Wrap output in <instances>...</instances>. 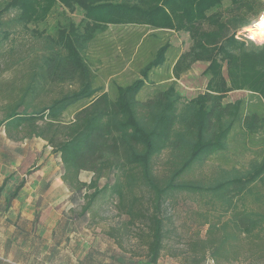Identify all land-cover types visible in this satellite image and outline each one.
Instances as JSON below:
<instances>
[{"label": "trees", "instance_id": "obj_1", "mask_svg": "<svg viewBox=\"0 0 264 264\" xmlns=\"http://www.w3.org/2000/svg\"><path fill=\"white\" fill-rule=\"evenodd\" d=\"M258 1L0 2V16L15 11L14 20L22 28L34 25L31 32L58 7L70 13L78 8L83 11L76 24L68 18L66 23L58 21L54 37L45 38L39 31L47 39L43 52L25 57L11 78L0 81V130L14 141L43 140L59 159L62 181L74 196L82 195L83 202L79 212H63L46 234L40 212L32 220L7 212L25 184L24 179L7 176L0 186V254L5 259L12 257L11 261L0 257V264L62 260L64 248L82 223L95 218L98 206L110 201L126 217L123 230L142 223L137 239L144 254L138 259L124 258L118 238L111 233L119 246L114 250L100 246L85 250L76 239L71 253L77 264H158L173 238L164 206L183 193L199 196L211 210L218 208L228 218L222 223L205 218L204 234L187 241L183 253L171 256L183 264L206 260L264 264V148L245 170L211 185L183 178L225 151L235 133L250 141L258 137L264 146V45L251 50L228 35L229 28L249 23L246 12L259 15L263 9L254 10ZM6 25L0 21V45L11 33ZM112 29L115 37L106 35L96 43L98 54L91 59L85 46ZM244 29L253 36L255 30ZM179 30L188 32L192 42L186 55L209 63L204 71L210 75L207 90L186 103L180 101L172 81L159 86L171 78L160 74L162 69L172 66L174 75L179 63L163 36L166 31ZM102 58L108 66L97 73L95 65H101ZM133 60L141 64L139 77L122 84L113 78L117 72L112 68L120 74L125 61ZM224 63L227 79L221 73ZM239 89L250 92L248 99L222 103L226 92ZM69 114L71 119L65 120ZM163 154L167 169L159 173L155 159ZM82 172L91 175L90 181L79 179ZM109 175L100 186L99 179Z\"/></svg>", "mask_w": 264, "mask_h": 264}, {"label": "rangeland", "instance_id": "obj_2", "mask_svg": "<svg viewBox=\"0 0 264 264\" xmlns=\"http://www.w3.org/2000/svg\"><path fill=\"white\" fill-rule=\"evenodd\" d=\"M5 1L6 0H0L1 3ZM255 9L257 12L261 9L263 10L259 15H251L250 12H246L249 18V23L246 26L238 27V29L231 27L229 28L230 30L228 33V35H231L235 40L242 41L247 48L251 50H259L264 45V33L253 31L254 34L252 36L245 32L244 28H250V25L257 21L258 17L264 13V0H259L254 6V10ZM82 14L83 11L79 8L76 12L70 13L63 6L58 7L54 9V12L50 14L46 22L38 24L36 26L37 30L31 32L34 25H28V28L25 29L22 28V25L14 20L16 16L15 11L11 10L3 12L0 16V21L7 24L6 26L11 33H9L7 39H3L0 45V81L11 78L14 75L15 70L22 66L21 60L25 57L28 59L33 57L34 54H40L43 52L47 39H43V37H41L42 35H38L39 31L42 30L43 34H45V38H47L46 35L54 37V26L58 21L62 20L66 23L68 19H70L76 24L80 21ZM205 28H207V26H205ZM208 28H211V26ZM106 35H111L114 38L116 31H114V29L108 32L106 31L105 35L98 37L97 40H91V42L85 46V51L91 59H94L98 54L97 52L99 48L96 46V43L103 38H107L108 36ZM163 39L164 40L162 41L165 42L166 39L170 42V45L173 46V53L176 57L175 60L177 62L179 61V63L174 75L171 74L172 66L168 69H162L160 74H163L164 76L169 74L171 78L159 86L165 87L170 81H172L171 83H173L174 89L180 95V101L186 103L207 90L210 75L204 74V71L209 63L203 62V60H192L191 56L186 55L192 47L188 32L183 30L166 31ZM110 47L112 49L115 48L114 46ZM121 48L122 47H119L120 51ZM103 60L104 58H102L103 63L101 65H95V67L98 68L96 71L97 73L107 69L108 64L106 65ZM123 66H126V68L121 71L120 74H118L116 69L112 68V70L117 72L113 78H116L121 84L131 82L136 79V77H139V69L141 68L140 63L133 60L132 63L126 62ZM221 69V73L227 79L225 63ZM149 76L150 79H154L152 73ZM100 77L101 79H106L105 77H102V75H100ZM148 85H150V87L155 86L154 83H148ZM139 95L141 96V94ZM249 95L250 92L246 89L232 90L225 93L222 98V103L225 104V102H235L240 101L241 99H248ZM71 117L72 114H69L65 120L71 119ZM226 147L225 151L213 156L202 166L197 167V169L184 175L183 178L191 180L196 184L211 185L213 182L224 179L235 171L245 170L248 167L250 160L260 157L259 151L264 148L260 138L256 137L253 141H250L247 136L236 133L233 136H230ZM14 148H24L21 154H18L17 161H21L22 167H28L27 172L32 177L36 175L35 173L37 171H39L40 174H44V171L39 169L42 163L45 164V170L49 171L50 169L52 171H57L58 168L61 167L58 166L57 155L51 152V148L46 147L45 142L40 139L35 138V140L24 141L11 140V149L14 150ZM166 159V154L155 159L156 170L159 173H163L167 169V164L165 162ZM13 160H16L15 156ZM110 177L111 175H109V177H101L99 179V185L103 186ZM90 178L91 175L88 172H82L79 177L80 180L86 182L90 181ZM71 194L72 191L70 190L68 197L58 198L52 202L50 208L44 209L40 212L41 222L42 225L45 226L46 234L50 232L55 220L63 212L66 210L68 212L74 210L73 213L80 211L79 209L83 202V196L80 194V196H74V193ZM72 196H74V198H72ZM207 199L208 198H206V200ZM24 200L27 201L29 199L26 198ZM115 205V201H110V203L98 206V215H96L95 218H91L82 223V227L79 229L78 234L71 237V243L64 248V257L62 260L53 257V259L38 260V262L30 261L27 264H77L78 260L76 259V255L71 253V248L76 239L81 240V245H83L85 250H87L89 246H100L101 248L114 250L119 246L115 244V239L110 237L111 233L118 238L124 258H141L144 254V248L138 242L137 233L140 228H142V223L130 225L126 231L123 230L126 217L119 214ZM252 207L257 210L258 205L253 204ZM164 208L165 215L168 218L166 222L169 230H171V237L173 238L169 241V251H163L158 264H183L180 258L171 256V253H178L179 251L184 252L187 241L204 234L208 227L205 218H207L210 223L217 222L218 219L220 221L219 223H222L228 218V216L222 215L218 208L211 210L205 205L204 199L187 193L179 194L172 199H169ZM23 211H25V216L28 218L35 215L30 213L27 208ZM0 235H2V233H0ZM0 246L3 250V244H0ZM11 257L12 255L10 254L8 259L11 260ZM243 258L244 257L241 256L239 259L243 260ZM203 264H213V262L211 260H206Z\"/></svg>", "mask_w": 264, "mask_h": 264}, {"label": "crops", "instance_id": "obj_3", "mask_svg": "<svg viewBox=\"0 0 264 264\" xmlns=\"http://www.w3.org/2000/svg\"><path fill=\"white\" fill-rule=\"evenodd\" d=\"M125 68L126 66L124 69ZM23 149H11V139L6 137L4 130H0V186L3 183L2 181L9 175H14L19 181L24 179L25 182L19 195L17 196V200L12 206L13 208L10 207L7 212H11L10 215L14 218L15 215H20L32 220L34 215L31 218L26 217V213L23 211L25 208H27L32 214L42 212V210L50 208L52 202L58 198L68 197L70 189L68 185L65 184L61 179L62 166L59 162V159L58 166L61 167H59L57 171H52L51 169L50 171L45 170V164L42 163L39 169H42L44 174H40L39 171H37L35 176H30L27 172L28 167H22L21 161H17V156L18 154H21ZM14 156L16 157V160H13ZM26 198L29 200H24ZM0 251L3 250L0 249ZM0 257L4 258V256H1V254ZM5 260L11 261L10 259Z\"/></svg>", "mask_w": 264, "mask_h": 264}, {"label": "built area", "instance_id": "obj_4", "mask_svg": "<svg viewBox=\"0 0 264 264\" xmlns=\"http://www.w3.org/2000/svg\"><path fill=\"white\" fill-rule=\"evenodd\" d=\"M250 28L252 30H255V31H262L264 32V13H262L257 21H255L254 23H252V25H250Z\"/></svg>", "mask_w": 264, "mask_h": 264}]
</instances>
